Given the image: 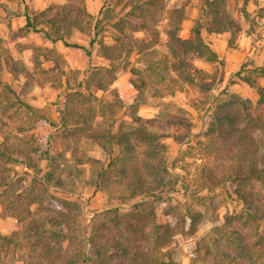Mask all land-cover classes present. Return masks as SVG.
<instances>
[{
    "label": "trees",
    "instance_id": "16d2710c",
    "mask_svg": "<svg viewBox=\"0 0 264 264\" xmlns=\"http://www.w3.org/2000/svg\"><path fill=\"white\" fill-rule=\"evenodd\" d=\"M9 1L23 5L15 12L2 4L7 15L24 18L15 36L36 33L50 44L82 49L87 57L97 43L107 64L67 71L54 49L24 46L33 50L35 67L42 55L59 74L54 87L60 105L54 120L22 101L0 77V206L20 224L8 234L0 232V264H9L8 254L16 249H24L27 264H176L166 248L172 237L193 234L205 218L216 221L224 196L234 210L194 242L189 264H264V65H242L232 74L256 89L255 103L227 91L215 97L209 126L197 141L201 153L196 155L203 160L196 164V173L201 180L192 190L184 157L191 152L172 153L165 135L147 130L139 116L123 128L116 117L125 101L111 88L117 68L130 71L129 83L137 95L143 94L147 80L155 97L174 95L185 83L196 84L204 71L195 62L219 60L205 34L236 35L241 20L249 18V0H201L185 38L178 31L192 0L171 7L167 0H126L124 17L116 16L106 0L96 15L85 0H65L43 9H30L24 0ZM132 21L149 33L148 40H134L125 32ZM105 27L112 29L110 44L99 38ZM76 33L89 37V48L69 41ZM141 53L151 55L143 63L146 79L137 76L140 68L129 66L128 57ZM3 71L32 78L0 34V74ZM201 87L209 89L204 83ZM92 89L109 91L112 98L97 96ZM41 121L51 126L47 135L34 132ZM59 134L62 151L56 149ZM82 141L100 147L107 162L77 156ZM78 183L107 192L111 205L97 211H104L105 220L87 223L92 211L88 198L76 190ZM176 192L201 208L180 202ZM159 203L164 205L161 213Z\"/></svg>",
    "mask_w": 264,
    "mask_h": 264
},
{
    "label": "rangeland",
    "instance_id": "374dc122",
    "mask_svg": "<svg viewBox=\"0 0 264 264\" xmlns=\"http://www.w3.org/2000/svg\"><path fill=\"white\" fill-rule=\"evenodd\" d=\"M34 1L38 6L44 3L43 0ZM125 1L106 0V4L116 16L124 17L127 11ZM178 2L179 0H167L166 5L171 7ZM102 3L103 0H88L90 11H96L98 7L101 8ZM2 4H6L15 12H21L23 5H17L16 1L0 0V34L5 45L11 49L14 56L24 61L32 78L25 77L23 74L12 77L6 71H3L0 77L10 84L22 101L42 109L46 115L54 120L56 119L55 109L60 105L57 101L58 89L54 87L59 74L57 71H52V61L45 59L42 55L38 56L40 66L35 67L33 50L24 46H41L44 50L54 49L61 54L63 58L61 67L67 71H82L90 66L106 65L107 61L101 57V51L97 43L91 48L90 57H87L82 49L66 47L61 42H58L59 47L55 44H45L41 36L36 33L15 36L13 32L22 25L23 17L7 15ZM200 6L201 0H192L187 5L186 17L178 31L181 37H188L190 27L200 12ZM246 9L249 12V18L248 20H241V30L236 35L231 36L228 32L205 34L211 43L212 49L219 56L218 62L211 63L197 60L196 65L204 71L203 77L198 78L196 84L185 83L183 89L175 91L174 95L165 93L162 97L152 96V87L148 80L143 94L137 95L135 89L129 83V78L132 76L130 71L121 68H117L115 71L116 79L111 88H115L125 101V106L117 114L116 121L123 128H127L132 125V118L139 116L141 125L147 130L165 135L164 141L168 144L172 153H176L179 149L190 151L191 153L185 154L184 157L189 163L186 182L191 190L194 189L195 183L201 180L199 174L196 173V164L201 163L203 160L199 158V155H196L201 153L197 141L203 139V132L209 126V115L213 110L215 97L220 94L223 95V92L227 91L241 97H247L252 103H255L257 98L255 88L232 76L242 65H264V0H249ZM131 23V28L125 29V32L132 39L146 41L150 38L149 33L141 29L137 22L132 21ZM111 34L112 29L105 27L99 34V38L104 43L110 44ZM88 40L87 35L77 33L69 39L70 42L78 43L86 48H89ZM149 57H151L149 53L132 54L128 57L129 66L140 68L142 71L137 76L144 79H146V75L143 63ZM61 80H63V77ZM203 83L209 85V89L202 88ZM92 91L97 96L112 98V93L109 91L102 92L94 89ZM51 130V126L47 122L41 121L36 124L34 132L37 135H47ZM61 138L59 134L56 142L57 151L64 149ZM75 154L77 156H91L99 159L102 163L107 162V154L92 142L82 141ZM67 156H70L69 151ZM16 169L17 173L22 172L21 167ZM176 171L182 174L186 173L180 168H176ZM88 175L89 173L86 176ZM76 190L82 191L83 196L88 198V209L92 213L88 215L87 223L90 224L92 220L96 223L105 220L104 211H97L111 205L107 192L97 190L93 185L83 183H78ZM226 190L231 192V186L227 185ZM174 195L180 202H187L198 209L201 208L195 200L191 199L190 196L183 195L182 192H176ZM223 198L215 213L217 216L216 221L205 218L198 224L193 234L178 233L172 237L166 248L172 252L176 264H189L190 250L194 242L208 232L214 224L220 223L225 215L234 210V205L230 199L225 196ZM163 206L162 203L157 205L158 213H161ZM158 220L163 221V217L159 215ZM19 226V222L5 214L0 206V232L8 234L17 230ZM8 255L7 263L9 264H27L24 249H16Z\"/></svg>",
    "mask_w": 264,
    "mask_h": 264
},
{
    "label": "crops",
    "instance_id": "0c3cea01",
    "mask_svg": "<svg viewBox=\"0 0 264 264\" xmlns=\"http://www.w3.org/2000/svg\"><path fill=\"white\" fill-rule=\"evenodd\" d=\"M86 1V4H87V9H88V11L92 14V15H95V14H97V12L99 11V9H100V7H98V9L96 10V11H90V8H89V4H88V0H85ZM24 2H25V5L28 7V8H33V9H43V8H45L46 6H48V5H50V4H62V3H64L65 2V0H43V5H41V6H38V5H36V2L34 1V0H24ZM17 17H19V16H17ZM23 17V16H22ZM22 21L24 22V18L22 19ZM23 22H22V24H23ZM30 34V33H29ZM43 42V41H42ZM44 43L46 44V43H49V42H47V41H44ZM55 45L57 46V47H59V44H58V42H56L55 43Z\"/></svg>",
    "mask_w": 264,
    "mask_h": 264
}]
</instances>
